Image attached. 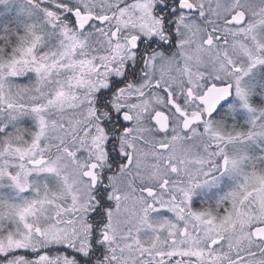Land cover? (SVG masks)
Returning <instances> with one entry per match:
<instances>
[{
    "label": "snow or ice",
    "instance_id": "1",
    "mask_svg": "<svg viewBox=\"0 0 264 264\" xmlns=\"http://www.w3.org/2000/svg\"><path fill=\"white\" fill-rule=\"evenodd\" d=\"M0 264H264V0H0Z\"/></svg>",
    "mask_w": 264,
    "mask_h": 264
}]
</instances>
